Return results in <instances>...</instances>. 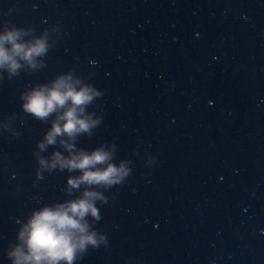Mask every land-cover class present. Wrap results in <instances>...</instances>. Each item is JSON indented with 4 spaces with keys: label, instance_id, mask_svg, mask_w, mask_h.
<instances>
[{
    "label": "clouds",
    "instance_id": "1",
    "mask_svg": "<svg viewBox=\"0 0 264 264\" xmlns=\"http://www.w3.org/2000/svg\"><path fill=\"white\" fill-rule=\"evenodd\" d=\"M20 36L21 31L16 28L0 35V68H7L12 75L17 74L21 60L35 69V58L47 51L43 40L28 44L18 42ZM6 44L11 47H5ZM78 83L70 75L58 76L51 82V87L40 84L30 92L21 94L25 113L42 122L56 114L50 130L38 141L40 151H44L48 145H56L57 137H67L59 141L60 146L68 150L67 157L59 151L52 153L50 161L37 156V177L42 178L45 171L51 173L57 168L61 172L67 169L69 173L78 170L81 174L67 179L65 191L72 195L71 190H78L82 185L84 190L74 199L63 203L53 202L39 211H32L27 223L19 230L20 243L7 253L13 264H73L77 254L85 253L88 245H98L96 233L89 231L90 225L86 220L89 215L97 220L100 218L96 201L104 200V197L96 188L117 185L127 175L123 164L117 167L110 163L112 155L103 146L91 151L84 148L75 150L74 142L78 136L84 133L91 135L90 129L98 123L85 115V108L96 93L89 86L77 89Z\"/></svg>",
    "mask_w": 264,
    "mask_h": 264
}]
</instances>
